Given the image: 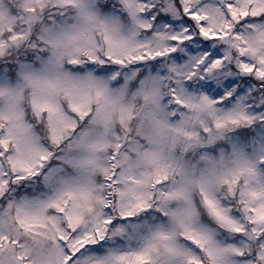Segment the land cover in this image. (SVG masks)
Returning a JSON list of instances; mask_svg holds the SVG:
<instances>
[{"label":"snow or ice","instance_id":"6c2138e0","mask_svg":"<svg viewBox=\"0 0 264 264\" xmlns=\"http://www.w3.org/2000/svg\"><path fill=\"white\" fill-rule=\"evenodd\" d=\"M0 264H264V0H0Z\"/></svg>","mask_w":264,"mask_h":264}]
</instances>
